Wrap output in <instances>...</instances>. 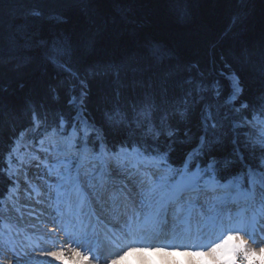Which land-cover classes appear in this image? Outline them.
I'll list each match as a JSON object with an SVG mask.
<instances>
[{"label": "trees", "instance_id": "obj_1", "mask_svg": "<svg viewBox=\"0 0 264 264\" xmlns=\"http://www.w3.org/2000/svg\"><path fill=\"white\" fill-rule=\"evenodd\" d=\"M72 96L94 150L168 153L174 170L201 144L190 169L250 158L235 123L264 117V0H0V193L20 132L69 128Z\"/></svg>", "mask_w": 264, "mask_h": 264}, {"label": "snow or ice", "instance_id": "obj_2", "mask_svg": "<svg viewBox=\"0 0 264 264\" xmlns=\"http://www.w3.org/2000/svg\"><path fill=\"white\" fill-rule=\"evenodd\" d=\"M37 15L39 13H36ZM232 81L233 95H230L226 103H235L239 99L243 89L239 86V78L229 76ZM86 93H81L85 96ZM218 95V93H217ZM71 103H76V97L72 96ZM83 104V99L80 101ZM243 108H248L247 104L241 105ZM256 113L253 114V117ZM261 124L264 125V117H261ZM75 120L73 127L68 129V122L60 118L58 124H55L54 130L61 135H69L76 133V141L73 147L77 153L91 151L100 153L103 157L104 153H110L108 159H101L97 165L95 161L85 163L81 155L66 156L58 159L55 163L63 166L62 179L56 181L61 184L64 191V198L68 203V209L83 214L86 209H90L88 216V226L93 230L96 225L92 224V220L99 223H104L100 213L97 211V206H100L102 211L118 207L120 204L127 202H156L158 199H167L171 195L182 188L184 191L195 192L197 203L202 195H209V189H213L219 195L212 202L211 206L217 210L227 209L229 213L233 207H236L239 200L243 198L246 201L247 208L255 213L257 207L264 210V136L256 132L246 133L249 140L246 141L249 147V157L246 158L243 151H236V160H227L223 165H220L217 158L209 157L207 163H202L201 160L195 161V166L191 168L195 156L203 158L205 155L202 151L203 145H198L197 149H193L185 159L182 166L175 171V176H179V180L166 178L157 175L154 165L145 166L140 164L139 167L131 166L123 163L121 156L125 154V150H131L140 156L145 161H164L163 167H169L168 153H160L158 155L138 149H116L110 150L106 146L101 145L100 150H94L88 144V136L92 130H87V133L81 139V133L85 132L87 120L81 125L79 131L76 130ZM242 126V125H241ZM255 132V129L253 130ZM116 164H112V160ZM237 161L239 167H236ZM9 177L12 181V188L19 191L17 187V179L13 178L11 165H9ZM151 185V186H150ZM78 186L79 195L73 197V190ZM12 197V201L8 202V197ZM56 199L50 195V200ZM182 199V197H180ZM17 196L9 189L8 194L0 193V218L3 217V208L8 207L10 213L15 211ZM55 210L61 214L65 209L56 207ZM254 229L261 227L260 219L257 218L252 225ZM2 246V245H0ZM14 248V247H13ZM51 256L62 254L49 253ZM4 254L0 253V260L4 258ZM15 264V255L12 257Z\"/></svg>", "mask_w": 264, "mask_h": 264}, {"label": "rangeland", "instance_id": "obj_3", "mask_svg": "<svg viewBox=\"0 0 264 264\" xmlns=\"http://www.w3.org/2000/svg\"><path fill=\"white\" fill-rule=\"evenodd\" d=\"M233 91V90H232ZM84 93V92H81ZM79 97H76V103H71L76 105L77 107H79L78 112L74 115L75 118H78V122L75 124L76 130H80L81 125L85 123V118L87 120V124H86V128H85V132L87 133V130H99L98 126H96L91 120H89V118H87L86 116L82 115L83 110L82 108H80L79 106ZM175 109L177 108V106H174ZM254 122L257 125V131H253L254 125H251V123ZM40 125V123H39ZM242 125V126H241ZM236 127H245L246 128V132L247 133H252L253 135H255L256 132L263 134V126H261V119L260 118H251L250 121L248 120H243L240 123H238V121H236L235 123ZM40 127H38V129L33 126V128H29L26 127V129L22 132H20V138H17L16 143H15V157L14 161L15 163L11 164V172L12 174H14L13 178L17 179V186L19 191L17 192V190L14 188L12 190V192L17 196V202H19V200H22V210L25 212V214L27 215V219L30 218L31 216H39L42 214L39 213H35L36 215H32L31 211V203L34 199H36V197L39 196H47L50 198V195L56 199H49V203H45L44 205H46V209L45 212L46 216H50L49 219L53 220L52 223H54L55 221H57L58 217L53 218L52 217V213H56L55 208L57 207L56 201L57 198H60V200L58 201V206L60 208H64L65 211H70L68 209V203L66 198H64L65 194L63 191V188L61 186V184L56 183V181L62 179V175H63V166L62 165H57L55 162L58 159L63 158V155L59 154L58 151H65L66 148H70L73 149V145L75 144L76 141V133H72L69 135H57L53 138H51L49 140L50 143L49 144V148H48V153L42 157V160H39L37 158V156L39 154H41L40 156H43V152L41 151V149L39 147L44 146L45 144L39 143L37 144V142L32 141L31 138H29L30 140L27 139H23L22 135L24 132H27L31 130V135L32 137H34L37 131L40 130ZM73 126H70L69 129H71ZM81 133V139H83L84 135L86 133ZM239 132V131H238ZM237 132V133H238ZM254 132V133H253ZM263 136V135H262ZM246 140H249V137L246 136ZM88 143H89V137H88ZM39 145V146H36ZM65 149V150H64ZM74 150V149H73ZM66 152V151H65ZM71 154H73L74 156L76 155H81L84 162L88 163L91 161H95V163L98 165L101 161V159H108L109 156L111 155L110 153H104L103 157L100 154V157L98 154H95L93 152H89V154H84V153H77V151L75 153L71 152ZM69 153V155H71ZM105 155V156H104ZM95 156V157H93ZM99 158H97V157ZM66 157V156H65ZM45 158V159H44ZM128 158H134L133 160H135V158L138 161H132V163H128L131 166L134 167H139V165L141 164L140 162H144L149 166L148 163H151L152 161H145L143 160L140 156H137L135 152L131 151V150H125V154L121 156V161L124 163ZM44 159V160H43ZM136 163V164H135ZM112 164H116V161L113 159L112 160ZM30 165V166H29ZM154 166L155 169L157 171V175H161L163 176L164 174L166 175V178H170L171 177V169H166V168H162L160 165V161H156L154 162ZM9 169V168H8ZM17 169L23 171L24 173V177L21 178L18 176L17 173ZM39 171V172H38ZM9 173V172H8ZM20 184H22V187H20ZM41 186V188H40ZM47 192V193H46ZM41 193V194H40ZM76 193L77 195H79V188L78 186L73 190V194ZM209 195H206L205 199L206 200H202L201 201V206H200V211H201V216L202 214H204L205 212H214L211 211L212 210V202L215 200V198L219 195V193L215 192L213 189H209ZM9 199H12L11 196L8 197ZM190 201L188 200V202L186 201V205L185 208H188L190 206ZM239 204H241L242 206L244 205V207H246L247 205L245 204V200L243 198H241L239 200ZM64 211V212H65ZM40 212V211H38ZM76 212V211H75ZM245 214H249L247 211H245ZM259 211L256 209L255 211V216L256 219L257 217V213ZM53 213V214H54ZM70 213H73L72 211H70ZM39 214V215H38ZM67 214V213H65ZM45 216V215H44ZM245 216V215H244ZM236 217V216H235ZM247 217V216H246ZM79 219L84 220L83 226H81L82 230L78 233V237L77 239L82 242L83 244L86 243L88 244L89 242H91V234L90 236H87L86 234V230L84 229V224L86 223V221L88 220V217L84 216H79ZM4 219V218H3ZM0 218V253H3L4 255L10 256L12 257L13 255H15L16 259H15V264H26L27 260H28V256L25 253L21 252V249L17 243V241L13 238V236L10 234L9 231H6L5 229V220H3ZM203 220V219H202ZM50 222L47 220V223ZM202 222V221H201ZM255 223V221H254ZM262 223L264 224V220H262V222H260V226L259 228L254 229L253 227V233L259 235V236H264V225H262ZM251 227V226H250ZM8 229H10V226H7ZM250 231V228L248 229ZM93 241V240H92ZM14 247V248H13ZM92 247V246H91ZM180 251V250H179ZM170 252V251H168ZM166 252V253H168ZM175 252V251H172ZM190 256H194L195 258L197 257L199 261H209L211 259V257L205 255V256H201L202 258H199L198 254L191 252L190 251ZM127 257V256H126ZM129 260V259H128ZM9 264H13V260H11L9 262Z\"/></svg>", "mask_w": 264, "mask_h": 264}, {"label": "clouds", "instance_id": "obj_4", "mask_svg": "<svg viewBox=\"0 0 264 264\" xmlns=\"http://www.w3.org/2000/svg\"><path fill=\"white\" fill-rule=\"evenodd\" d=\"M45 239L34 250L43 253L47 264H118L119 258L136 250L153 252L161 251H191L200 256H209V261H186L178 256L177 261L164 262L153 256L151 261H137L129 257L127 264H264V236H259L245 228L233 227L229 220L212 232L205 233L195 239L170 243L155 237L132 234L114 247L104 250H93L85 246L73 233L54 226L49 231L45 225ZM62 254L51 256L49 253ZM12 260L5 255L0 264H9Z\"/></svg>", "mask_w": 264, "mask_h": 264}, {"label": "bare ground", "instance_id": "obj_5", "mask_svg": "<svg viewBox=\"0 0 264 264\" xmlns=\"http://www.w3.org/2000/svg\"><path fill=\"white\" fill-rule=\"evenodd\" d=\"M229 76L237 77L236 75H233V74L228 75V77ZM239 86L241 87L240 84H239ZM231 95H233V92H232ZM256 116H255V118H256ZM32 142L33 141H31V143ZM69 150L72 151V149H70V148H69ZM75 152H76V150H75ZM14 153H15V151H13V153L10 156V158L15 157ZM40 155L41 154H39L37 156L38 159H40V157H41ZM134 161L135 160H133V163H134ZM17 173H18V176L21 177V178H23L25 176L23 171H21L19 169H17ZM20 187H22V184H20ZM40 188H41V186H40ZM178 192H176L177 194L175 193V195H171V197L173 199H175V200H173L174 201L173 203H175L174 206H175V208H177L176 211H173L174 214L172 216L175 219L172 222V224L175 225V222H177L176 224H178V223H181V224L182 223H186L185 224V228H186V230L188 232H190V230L192 229L191 225H194V223H195L194 222L195 221L194 217L196 218V213H198L199 210L197 208H194V207H193V211L194 212H191L192 208L191 209H189V208L188 209H184L183 202L185 203V197L183 196V194H180V195H182V196H180V197H182V199H179ZM49 199L50 198L47 197L46 195L44 197L43 196L36 197V199H34L32 201V203H31V205H30L31 208H32L31 213H32V215H36L35 213L37 212V213L42 214V215L38 214L39 215L38 217L37 216H35V217L31 216L28 219H27V215L22 210V207H23V204L21 203L22 200H19V202L16 201L15 211H12L11 213H10L8 207H4L3 208V213H4L3 218L7 222L8 226L11 227L10 229L6 228V231H9L10 234L13 236V238L17 241V243H18V245H19V247L21 249V252L24 253V254L25 253L27 254L28 260H27L26 264H47V260L44 259V257H43L44 254L40 253L38 250H34L33 246L38 245L41 241H43L45 239L44 232L46 230H45L44 226L46 224L49 225V228H48L49 231H52L53 227L56 226V223L55 222L52 223L53 220L49 219L50 216L47 217L46 213L43 212L46 209V207H45L46 205H44V204L47 203V202L49 203L50 202ZM158 200H160V199H158ZM11 201H12V199L8 198V202L10 203ZM181 201H183V202H181ZM152 203L154 205L155 202H152ZM241 207H243V206L242 205L239 206L237 204V206L233 207L231 211H234L235 213H239V211H240L239 209ZM39 209H42V211H40ZM97 210L99 211L101 209L98 208ZM170 210H172V209H170ZM213 210H214V212H210V213H207L206 215H204L202 223H200V227H198V232L200 230H201V232L204 230V231H206L208 233L209 232L208 228L214 227L215 222L220 223L221 216L224 217L223 222L226 219L229 220L231 218L232 214L229 213L227 211V209L217 210L214 207H212L211 211H213ZM38 211H40V212H38ZM225 211L228 212V214L227 213L224 214ZM149 212H150V214H148ZM157 214H160L161 216L166 215L167 214L166 207L162 208L159 212H157ZM100 215H101L102 219H106L105 215H102V214H100ZM152 215H153V212L147 211V213H143L142 214V217L144 219L146 217H148L149 219H147V222L148 221L150 222V218H151ZM155 217H156V215H154L152 217V219H155ZM134 218H136L135 215H134ZM47 220L50 221V222L47 223ZM158 221H159V219H157V222ZM91 223L96 225V229L93 230L92 228H86V230H91L92 229V231L97 232L99 234H102L103 231H106L108 236L106 234L104 235V237L107 236V240H106L107 242L104 241V244H106L108 246V248H112L116 244L121 242V239L118 240L115 237L116 235L113 232L112 233L110 232L109 225L108 226L106 225L107 226L106 227V226H104L105 223L102 224V223H99L96 220H92ZM128 223L132 224L131 221H128ZM111 224H113V222H111ZM69 225L72 226L73 223H71ZM99 225H101L102 227L101 228H97ZM153 225H154V223L151 224L152 227H154ZM249 226H250V224H249ZM65 229L67 230V226H65ZM147 230H148V228L147 229H142L140 231V233H141L140 235L141 236L142 235H147V233H146ZM152 230H154V228H152ZM177 230L179 231L180 229H177ZM177 230H173V232H171L172 236L178 235L177 234L178 233ZM212 230L213 229H211V231ZM148 232H150V230ZM194 232H196V230H194ZM127 234L129 235L128 232L127 233L124 232L122 234L123 235L122 239H125ZM150 237H153V235H151ZM113 239H115L117 241L114 245H112L110 243V242H112ZM166 252H168V251L154 250L153 252H149V251L136 250V251H133V252L126 253L124 256L120 257L118 264H127V261L129 259V257H133L137 261H151L153 259V256L158 257L159 260L164 261V262L177 261L178 256H183L186 261H199L197 257L195 258L193 255L190 256V254H191L190 251L180 250V251H175V252H172V251H170L168 253H166ZM198 257L202 258L200 255Z\"/></svg>", "mask_w": 264, "mask_h": 264}]
</instances>
